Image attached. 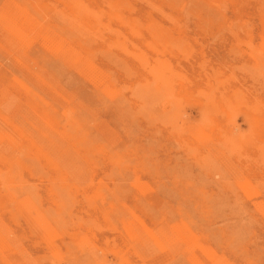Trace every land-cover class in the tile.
I'll return each instance as SVG.
<instances>
[{"label": "rangeland", "instance_id": "374dc122", "mask_svg": "<svg viewBox=\"0 0 264 264\" xmlns=\"http://www.w3.org/2000/svg\"><path fill=\"white\" fill-rule=\"evenodd\" d=\"M0 264H264V0H0Z\"/></svg>", "mask_w": 264, "mask_h": 264}]
</instances>
